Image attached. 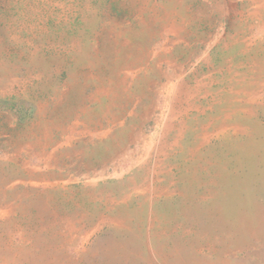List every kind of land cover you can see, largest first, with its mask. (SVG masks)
Returning a JSON list of instances; mask_svg holds the SVG:
<instances>
[{
	"label": "rangeland",
	"instance_id": "1",
	"mask_svg": "<svg viewBox=\"0 0 264 264\" xmlns=\"http://www.w3.org/2000/svg\"><path fill=\"white\" fill-rule=\"evenodd\" d=\"M0 264H264V0H0Z\"/></svg>",
	"mask_w": 264,
	"mask_h": 264
},
{
	"label": "bare ground",
	"instance_id": "2",
	"mask_svg": "<svg viewBox=\"0 0 264 264\" xmlns=\"http://www.w3.org/2000/svg\"><path fill=\"white\" fill-rule=\"evenodd\" d=\"M178 88V87H177ZM183 90V89H182ZM181 91V90H180ZM180 94V93H179ZM188 94V93H187ZM176 96H177V94H176ZM191 96V95H190ZM178 98V97H177ZM174 100V99H173ZM178 101V100H177ZM187 101V100H186ZM173 106V105H172ZM177 106V105H176ZM175 106V107H176ZM182 106V105H181ZM176 110V109H175ZM183 111V110H182ZM182 114V113H181ZM158 151V150H157ZM4 212V211H3Z\"/></svg>",
	"mask_w": 264,
	"mask_h": 264
}]
</instances>
